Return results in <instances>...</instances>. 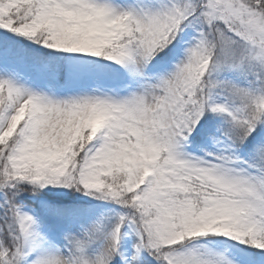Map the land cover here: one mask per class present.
Returning a JSON list of instances; mask_svg holds the SVG:
<instances>
[{"label": "snow or ice", "instance_id": "1", "mask_svg": "<svg viewBox=\"0 0 264 264\" xmlns=\"http://www.w3.org/2000/svg\"><path fill=\"white\" fill-rule=\"evenodd\" d=\"M158 3L0 0V264H264V0Z\"/></svg>", "mask_w": 264, "mask_h": 264}, {"label": "rangeland", "instance_id": "2", "mask_svg": "<svg viewBox=\"0 0 264 264\" xmlns=\"http://www.w3.org/2000/svg\"><path fill=\"white\" fill-rule=\"evenodd\" d=\"M138 1L139 0H122V1L116 0V4L121 5V6H125V7L135 6L137 4H148V5L159 6L158 0H140L139 2ZM180 58H182V57H177V56H175V54H172V55H169L168 57H165L161 60L155 61L153 63V65L150 67L149 72L150 73H167V72H170L174 69L175 63H177ZM105 63H109V62L105 61ZM117 67H119V66H117ZM21 82L22 83H28L30 87H35L37 89L43 87L42 85H39L35 82H28L25 80H22ZM91 86H94V85H91ZM45 90H47V89H45ZM101 90H103V89H101ZM56 91H57L58 95L66 96V95L77 94V92L79 90L73 88L69 82H67L66 80L61 78V80L57 84ZM210 114H212V113H210ZM202 124H204V127L200 128L196 133H193V137L191 138V140L193 138H196V137L201 135L204 139V146H205L204 150L205 151L194 150L191 147V140H190V144H189L187 150L194 155L203 156L207 152L216 151V145L214 144L211 137H212V135L213 136H219L220 133L216 130V132H214V134H211L209 132V129L207 128L205 122L202 121ZM68 190L69 189H67V188L50 186L49 188L44 189L43 192L45 191V192L51 193L52 197H42V198L47 200L51 204H55V203H58L60 201V198H62V196L67 194ZM84 198H85V202L87 203L84 210H91L93 220H102L105 223H109L116 218L117 213L122 211L121 207L119 205H116L113 202L98 200L94 197H90L87 195H84ZM216 239L224 240V239H228V238L217 237ZM197 243H200V241H198ZM228 243L234 244L239 248H244V249L247 248L246 245L239 244L238 242H235V241L228 240ZM255 251H259V250H255Z\"/></svg>", "mask_w": 264, "mask_h": 264}, {"label": "trees", "instance_id": "3", "mask_svg": "<svg viewBox=\"0 0 264 264\" xmlns=\"http://www.w3.org/2000/svg\"><path fill=\"white\" fill-rule=\"evenodd\" d=\"M2 31V30H0ZM10 36H12V34H9ZM13 39L15 40H21L23 42L24 45H29L31 44V42L23 40V38L21 37H13ZM35 48H39V45H35ZM47 51V50H45ZM217 123H223V118L216 116L215 114H208V122L205 123L207 128L209 129V131L211 133H214V131L216 130L215 125ZM202 139L200 137H196L192 139V146L193 148L199 149L202 147ZM84 193L83 192H77L74 189H69L67 194L62 196V198H60V201L58 203H55L54 205H58V206H66V207H77L80 209H85L86 206V202H85V198H84ZM43 197H52L51 193L48 192H43ZM27 203V199L25 201Z\"/></svg>", "mask_w": 264, "mask_h": 264}, {"label": "bare ground", "instance_id": "4", "mask_svg": "<svg viewBox=\"0 0 264 264\" xmlns=\"http://www.w3.org/2000/svg\"><path fill=\"white\" fill-rule=\"evenodd\" d=\"M117 1H119V0H117ZM120 1H122V0H120ZM139 1H140V0H139ZM139 1H138V2H139ZM113 2L116 3V0H113Z\"/></svg>", "mask_w": 264, "mask_h": 264}]
</instances>
